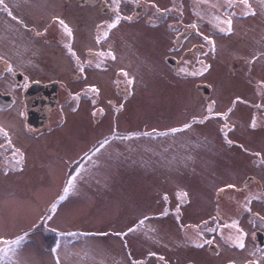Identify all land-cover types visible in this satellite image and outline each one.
Masks as SVG:
<instances>
[{
	"label": "rangeland",
	"instance_id": "obj_1",
	"mask_svg": "<svg viewBox=\"0 0 264 264\" xmlns=\"http://www.w3.org/2000/svg\"><path fill=\"white\" fill-rule=\"evenodd\" d=\"M7 1L18 19L0 12V52L8 53L6 33L23 30L19 19L25 18L26 31L32 25L41 35L27 33L28 52L42 58L29 60L37 67L30 72L42 70L59 87L48 123L21 139L23 158L0 173V237L27 233L14 252L0 253V264H264V249L253 240L256 231L264 234V0H248L250 7L241 0H231V7L229 0H120L119 14L132 19H121L99 44L97 35L117 15L114 0H107L116 8L107 14L78 0ZM137 6L143 11L134 18ZM69 43L87 69L76 83L69 77ZM109 50L115 60L97 54ZM169 55L175 67L166 64ZM204 65L203 75L180 72ZM197 84L209 88L208 97ZM213 103L214 113L232 108L227 128L214 115L170 131L208 116ZM105 138L110 142L95 152ZM71 176L75 189L50 213ZM180 192L187 197L178 198ZM145 217L137 231L116 235ZM233 221L236 227L226 226ZM242 234L240 248L235 241Z\"/></svg>",
	"mask_w": 264,
	"mask_h": 264
},
{
	"label": "flooded vegetation",
	"instance_id": "obj_2",
	"mask_svg": "<svg viewBox=\"0 0 264 264\" xmlns=\"http://www.w3.org/2000/svg\"><path fill=\"white\" fill-rule=\"evenodd\" d=\"M78 3L82 7L83 6L95 7L99 5L100 12L106 13V14L109 13L110 10L113 12L114 10H116V8H111L110 2H108L107 0H97L93 4H90L88 0H78ZM5 4L8 6L9 10L12 11L16 19H18L17 15L15 14V10L12 4L9 3L7 0L5 1ZM2 7L3 6H0V8ZM136 8H141V10L143 11L142 6H137L135 7V9ZM135 9H134V14H135ZM0 12L5 13L8 18L15 20L12 18V16H9L7 12L3 10H0ZM139 15L140 14L134 15V18H136V16H139ZM19 20L21 22V28H23V30H20L18 32L8 31L6 34H9V35L5 38V40L7 39L8 44L10 45L8 49V53L0 52V126H2L9 133L10 139H11V146H9L8 139H6L3 135H0V145H2V147H0V173L4 171L6 164L10 160H16L17 158H20L19 155H16L14 157L13 151L14 149H19V148L21 149L19 145V142H21V139H25L27 135L37 132L41 130L42 128H44V126L48 123V116L50 112L54 109V108H51L54 102L53 98H44V97L29 98L30 89L33 86H37V87L42 86L45 88H51V87L57 86V90H58V87H59L58 80L50 79L48 75L47 76L42 75V70L40 74H38V76L37 75L34 76L30 72L31 70L37 69V67H34L33 64L29 63V60L30 61L34 60L37 63H41L42 58L35 56V54L32 52H28L29 50L27 49V40H28L27 33L29 32V34L33 37H37L41 35L40 34L38 35L37 32L32 30V25H30L29 26L30 29L26 31V28H28L26 25L27 24L26 19L21 18ZM180 41L178 44H175V46H178L180 44ZM71 47H72V50L75 53H77L74 47L73 46ZM85 54L90 57L91 52L85 51ZM169 58H174V57L171 55L167 56L165 58L166 64L168 66L175 67L177 64L176 59L174 58V63L172 64V63L167 62V59ZM68 59H69L70 66H71V74L69 75L70 80L73 83L85 80L87 77L86 75L87 69L85 68L86 65L80 64V65H83V68H84V71L81 72L79 70L76 58H74L69 53ZM9 68L11 69L10 71H9ZM42 68L43 67H39V69H42ZM85 84H88V83H85ZM199 85L204 86L205 84H197V86ZM123 89H125L123 86L121 85L118 86V92L122 95H125L126 89L124 93L122 92ZM207 89L209 91L208 87ZM200 94L202 95L201 92ZM57 96H58V93H57ZM208 96L209 94L203 97L206 98ZM36 100L38 101V103L40 101V110L45 117V121H43L44 126L39 129H37V123H35L36 118L35 117L33 118V115H29L30 108H31L30 104L35 102ZM20 113H23V115L21 116ZM5 117H8L13 123L11 127L7 126L3 122L2 119ZM20 153L23 154V151L20 150ZM253 161L255 162V160ZM248 178H251V177H248ZM256 247L258 246L256 245ZM257 249H264V245L262 247H258Z\"/></svg>",
	"mask_w": 264,
	"mask_h": 264
},
{
	"label": "snow or ice",
	"instance_id": "obj_3",
	"mask_svg": "<svg viewBox=\"0 0 264 264\" xmlns=\"http://www.w3.org/2000/svg\"><path fill=\"white\" fill-rule=\"evenodd\" d=\"M114 3L117 5V15L115 17V19L111 22V23H107L106 25V28L103 30V33L102 35H97L96 37V43H100L101 40H106L109 36V32L114 29L121 21V19H127V20H131L132 17L131 16H128V17H122L120 14H119V3H120V0H114ZM241 3H243L246 7H250L248 5V0H241ZM0 6H3L2 8H0V10H3L5 12H7V14L9 16H12L13 19H16V17L13 15L12 11L9 10L8 6L5 4V0H0ZM231 0H229V7H231ZM157 11H160L158 8H157ZM248 14H255V13H245V15H248ZM58 20V23L62 26V29L63 31L66 33V35L69 37V38H72L73 36V33H72V30L71 28L65 23L64 20L62 19H59V18H56ZM218 19V18H217ZM227 25H228V28H227V31L228 32H231V24H232V21L231 19L227 20L226 21ZM103 26L101 25H97V29H98V32L101 30ZM189 27L191 28H197L198 26L196 24H192L190 25ZM221 32H224L225 29L224 28H221L220 29ZM38 35L40 33H37ZM203 39L205 41H207L209 44H212L213 45V50H214V42L211 41L209 39L208 36H204ZM65 47L68 49V52L74 57L77 59V64H78V67H79V70L81 72L84 71V68H83V65H80L79 63V58L76 57V53L72 50V47H71V43L69 44H66ZM99 56L101 57H104V56H107V57H110L111 59L115 60L116 57L114 55V53L109 50L108 52H99L97 53ZM96 67H100V64L98 63L96 65ZM11 69L9 68V71ZM208 70V66L207 65H204L202 69H200L199 71H192V72H188V70L186 68H182L180 69V72L181 73H185L187 75H192V76H197V75H203L204 72H206ZM121 74L127 79V83L129 85L133 84L134 83V80L131 79V78H128V73L121 70ZM91 91L92 92H95L96 94H99V89L98 88H91ZM74 99H79V96H75ZM93 103H95V101H93ZM235 103V101L233 102ZM123 105L120 106V108H122ZM119 110V109H117ZM100 112L102 113L103 110L101 109ZM207 112H208V116H204L200 119H196L195 117H193V120L189 123H186L183 125L182 128H173L171 129L170 131L175 133V132H181V131H184V130H187V129H190L192 127V124L193 123H200V124H203L206 120L208 119H211L213 118V116H222L225 120V125L224 127L227 128V118H228V115L229 113L232 112V108H229L227 112H224V113H214V103L213 104H210L207 108ZM20 115L22 116L23 113H20ZM93 115H96V113L94 112ZM253 128H255L256 124H255V120L253 119V122H252V125H251ZM221 132H224V128H221ZM0 135H3L6 139H8V143H9V146H11V139H10V135L9 133L2 127L0 126ZM115 135V134H114ZM133 135H136V134H133ZM144 135H151V133H144ZM160 135H167V133H160ZM127 138V137H125ZM225 139H226V143L228 144H232L233 142L231 140H228L227 139V134L225 133ZM110 141L108 138H105L103 141H101L99 143V148H95L94 151L95 152H98L100 150V148H103L106 144H108ZM0 147H2V145H0ZM16 155H19L21 157V159L23 158V154L20 153V150L19 149H14L13 151V156L15 157ZM87 155V154H85ZM257 156H259L260 154L259 153H256ZM75 180H76V176H71L70 178L67 179L66 181V185L65 187L63 188V193L58 197L57 201L52 203L51 206H50V209H49V212L50 213H55L56 210H57V207L59 205L60 202L64 201L69 192L74 190L75 189ZM228 187H234V185H229ZM219 192H223V189H220ZM178 195V198H186L187 197V193L186 192H180L177 194ZM165 201H167V196L164 197ZM177 212H179V207L177 208ZM162 215H167V209H165V211L162 213ZM178 218V217H177ZM47 219H52V216L51 215H48L47 216ZM148 219L147 217H145L144 220H140L138 222L137 225L133 226V227H130L127 229V232L125 233H116V235L118 236H127L129 233H133L135 231H137V229L144 224L145 220ZM207 223V222H205ZM226 226H231V227H236V222L233 221L232 225H226ZM195 228L199 229V225L197 226H194ZM208 231H215V229H212V228H209ZM69 235H72V233H69ZM105 235H107L105 233ZM27 236V233H25L23 236H18L16 237L15 239H6L4 237H0V245H6L7 247H0V253H3L5 255H7V253L9 252H14V248H18L22 241L24 240V238ZM195 243V242H194ZM207 243H211V241H207ZM235 243H237L238 247L240 248H243L244 247V243H243V234L237 238V240L235 241ZM196 247H202L201 244H195ZM53 252L56 251V249H52ZM150 255H152V253H150ZM160 259L163 260V257H161ZM57 264H59V262H57ZM133 264H142V262L140 261H133Z\"/></svg>",
	"mask_w": 264,
	"mask_h": 264
},
{
	"label": "water",
	"instance_id": "obj_4",
	"mask_svg": "<svg viewBox=\"0 0 264 264\" xmlns=\"http://www.w3.org/2000/svg\"><path fill=\"white\" fill-rule=\"evenodd\" d=\"M97 0H88V2L90 4L95 3ZM142 10L141 8H136L135 9V15L141 14ZM184 34L178 36L175 40V44H178L179 41L182 39ZM168 63H174V58H169L167 59ZM171 64V65H172ZM197 90L200 91L202 93L203 96H207L209 94V91L207 89L206 86L203 85H199L197 86ZM122 92H125V89L122 90ZM57 86L55 87H51V88H45V87H37V86H33L30 91H29V98H53L54 102L51 106V108H53L57 102ZM30 113L29 115H33V118H36V122L37 123V129L43 127V121H45V117L42 114L41 110H40V101L38 103V101L36 100L35 102L30 104ZM250 181H252L251 178H248V180L245 181V184H249ZM253 240L255 242V244L258 247H262L264 245V234L261 231H256L254 233V237ZM207 250L209 252V254L211 255H215L218 251V249L213 245V244H209V246L207 247Z\"/></svg>",
	"mask_w": 264,
	"mask_h": 264
},
{
	"label": "bare ground",
	"instance_id": "obj_5",
	"mask_svg": "<svg viewBox=\"0 0 264 264\" xmlns=\"http://www.w3.org/2000/svg\"><path fill=\"white\" fill-rule=\"evenodd\" d=\"M56 181H58V176H57V178H56Z\"/></svg>",
	"mask_w": 264,
	"mask_h": 264
}]
</instances>
